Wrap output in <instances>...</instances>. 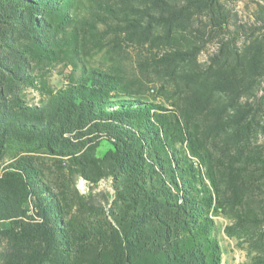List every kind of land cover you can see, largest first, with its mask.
<instances>
[{"label":"rangeland","instance_id":"1","mask_svg":"<svg viewBox=\"0 0 264 264\" xmlns=\"http://www.w3.org/2000/svg\"><path fill=\"white\" fill-rule=\"evenodd\" d=\"M177 249L264 264V0H0V264Z\"/></svg>","mask_w":264,"mask_h":264},{"label":"trees","instance_id":"2","mask_svg":"<svg viewBox=\"0 0 264 264\" xmlns=\"http://www.w3.org/2000/svg\"><path fill=\"white\" fill-rule=\"evenodd\" d=\"M189 1V0H187ZM181 7H183V9L186 7V5H181ZM170 17V16H169ZM167 17L168 19H171ZM170 24H173V21L172 19L170 20ZM88 115L89 114H93V112H89L87 113ZM113 115V114H111ZM33 116V115H32ZM111 120L110 122H108V124H103L102 126H99L100 129L102 128H107L109 130H118V132H122V133H127V129H124L125 125L127 126H130L131 124H133V126H137L138 124H144L143 121H138L136 118L137 116L134 115L132 112H120L118 113V115L116 116H113L110 117ZM120 120V121H119ZM146 124V123H145ZM32 128H26L28 133L30 134H36L37 130L36 128H34L33 126H31ZM28 129H34V130H28ZM131 131V130H130ZM132 135L131 137L135 135V131H131ZM42 141H44L43 137H38L36 139V142L37 143H34V141H32L31 144L34 145L33 148H42L44 145V143H42ZM32 149V147H31ZM169 194L171 195L170 197L172 198L174 196V193L169 189ZM173 204H171V207L173 208L168 218V224H167V227L169 228H173L174 231L178 230L177 229V224H179V215H180V212H181V206L179 205L178 202H176L175 199L172 200ZM168 202H166L165 204H167ZM161 202L159 201L158 205H160ZM170 221H172V225L170 223ZM178 234L177 233L175 236L178 237ZM174 237V234L171 235L170 239H176L177 238ZM170 239H166L167 241H169ZM188 252L189 254V251L188 250H184V249H177L176 251H174V253L172 254V263L173 264H209V262L207 261V259L204 261V259H201V261H198L196 260L197 263H194V261L192 259H189L187 256H186V253ZM131 261V259H129ZM125 261V264H132V261ZM143 262V261H142ZM207 262V263H206Z\"/></svg>","mask_w":264,"mask_h":264}]
</instances>
